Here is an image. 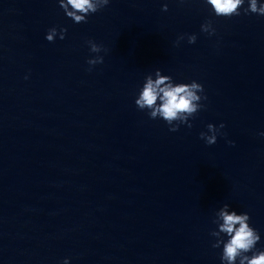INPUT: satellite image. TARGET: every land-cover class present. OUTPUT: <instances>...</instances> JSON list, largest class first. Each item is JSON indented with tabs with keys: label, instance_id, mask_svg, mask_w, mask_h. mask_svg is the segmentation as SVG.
<instances>
[{
	"label": "water",
	"instance_id": "1",
	"mask_svg": "<svg viewBox=\"0 0 264 264\" xmlns=\"http://www.w3.org/2000/svg\"><path fill=\"white\" fill-rule=\"evenodd\" d=\"M248 7L110 0L75 23L59 0H0V264H223L225 203L264 251V15ZM157 69L203 84L191 127L136 105Z\"/></svg>",
	"mask_w": 264,
	"mask_h": 264
},
{
	"label": "clouds",
	"instance_id": "2",
	"mask_svg": "<svg viewBox=\"0 0 264 264\" xmlns=\"http://www.w3.org/2000/svg\"><path fill=\"white\" fill-rule=\"evenodd\" d=\"M110 0H59L60 7L64 10L67 17L71 18L75 23L86 22L90 14L96 13L100 9L108 5ZM245 0H207V3L212 6L216 16L231 17L240 15L241 7ZM163 10H168V5L164 4ZM245 13H256L264 15V3H258V0H249V7L244 9ZM202 31L212 35L215 33V28L209 20L202 26ZM68 29L66 27L49 29L46 39L50 42L54 41L59 34L60 39H64ZM184 36L181 35L176 43L179 44ZM197 36L195 34L188 36L189 43H195ZM90 50L95 53L102 51L103 46L97 44L93 40H88ZM103 56L92 57L88 60L89 65L103 63ZM91 70V69H89ZM160 69L156 70L157 79L153 80L149 76L146 83L143 84L138 98L135 103L139 109L149 110L151 118H161L170 126V131H178L181 124H187L191 127L190 117H193L204 105L200 103L206 96H202L204 91L203 84L193 80L190 83H175L171 82L169 75L161 76ZM159 101V102H158ZM221 123L219 127L215 124H208L207 132H201L200 136L211 145L216 143L217 136L220 134V129L224 128ZM264 135V133H261ZM234 143V141H230ZM230 205L225 203L220 210L219 216L223 223L219 225V232L213 230V236L223 237L217 239L213 247L223 245L221 260L223 264H264V251L256 250L255 246L261 239L260 233L250 223V214L248 212L238 213L235 209L229 211ZM225 235L228 237L225 240ZM252 252L249 256L247 253ZM69 258H65L64 264H68Z\"/></svg>",
	"mask_w": 264,
	"mask_h": 264
}]
</instances>
